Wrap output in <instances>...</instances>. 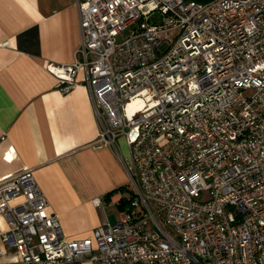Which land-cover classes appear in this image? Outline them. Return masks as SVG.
Returning <instances> with one entry per match:
<instances>
[{"label": "built area", "instance_id": "built-area-1", "mask_svg": "<svg viewBox=\"0 0 264 264\" xmlns=\"http://www.w3.org/2000/svg\"><path fill=\"white\" fill-rule=\"evenodd\" d=\"M75 1L74 60L46 68L64 92L84 68L97 140L118 151L124 136L132 194L118 222L70 238L30 169L2 179L0 256L264 264V0Z\"/></svg>", "mask_w": 264, "mask_h": 264}, {"label": "crops", "instance_id": "crops-1", "mask_svg": "<svg viewBox=\"0 0 264 264\" xmlns=\"http://www.w3.org/2000/svg\"><path fill=\"white\" fill-rule=\"evenodd\" d=\"M79 43L75 0H0V180L30 169L70 238L111 223L107 208L119 221L132 194L119 149L97 140L84 68L66 92L46 68L72 62Z\"/></svg>", "mask_w": 264, "mask_h": 264}, {"label": "rangeland", "instance_id": "rangeland-1", "mask_svg": "<svg viewBox=\"0 0 264 264\" xmlns=\"http://www.w3.org/2000/svg\"><path fill=\"white\" fill-rule=\"evenodd\" d=\"M131 30V27H127L126 29H124L118 36H117V40H122L124 37H126L129 32ZM117 145H118V149L120 151V154L122 155L123 159H128L129 158V149H128V146L125 142V139H124V136L123 135H120L118 138H117ZM108 210V213H109V221L111 223H114L116 221L115 219V215L114 213L112 212L111 209L107 208ZM122 212V210H121ZM159 220L161 223H163L162 221V217L161 216H158ZM118 222V221H117ZM86 264H90V263H86Z\"/></svg>", "mask_w": 264, "mask_h": 264}, {"label": "bare ground", "instance_id": "bare-ground-1", "mask_svg": "<svg viewBox=\"0 0 264 264\" xmlns=\"http://www.w3.org/2000/svg\"><path fill=\"white\" fill-rule=\"evenodd\" d=\"M139 105H141V100L139 98H135L127 105V109H131L132 107Z\"/></svg>", "mask_w": 264, "mask_h": 264}, {"label": "trees", "instance_id": "trees-1", "mask_svg": "<svg viewBox=\"0 0 264 264\" xmlns=\"http://www.w3.org/2000/svg\"><path fill=\"white\" fill-rule=\"evenodd\" d=\"M200 1H205V0H200ZM128 201H129V199H128L127 201H125V203L127 204V203H128ZM125 203H124V204H125ZM126 204H125V205H126Z\"/></svg>", "mask_w": 264, "mask_h": 264}]
</instances>
